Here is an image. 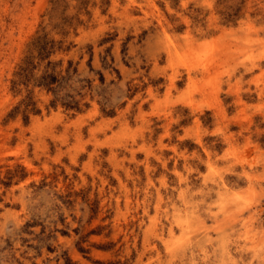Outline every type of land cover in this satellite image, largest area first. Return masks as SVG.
Returning a JSON list of instances; mask_svg holds the SVG:
<instances>
[{"label":"rangeland","instance_id":"rangeland-1","mask_svg":"<svg viewBox=\"0 0 264 264\" xmlns=\"http://www.w3.org/2000/svg\"><path fill=\"white\" fill-rule=\"evenodd\" d=\"M0 264H264V0H0Z\"/></svg>","mask_w":264,"mask_h":264},{"label":"trees","instance_id":"trees-1","mask_svg":"<svg viewBox=\"0 0 264 264\" xmlns=\"http://www.w3.org/2000/svg\"><path fill=\"white\" fill-rule=\"evenodd\" d=\"M34 49L38 51L37 55H30L25 61V64L21 66L19 75L25 79L30 80L34 75V70L39 66L40 62L44 60H48L43 70L42 74L37 78L39 85H43L48 90H52L55 94H58L61 88L63 87V82L67 81L70 77L68 74L70 72V68L72 67V61L69 62V66L66 70L57 68L58 62H54L50 59L51 55L54 52L56 47V43L54 40H49L46 35L39 36L34 42ZM37 56L39 62L35 63L34 59ZM62 62H60L61 64ZM65 71V73H64ZM77 71V68H75ZM62 103L67 108H76L77 110H81L80 101L76 100L73 95L67 94L66 97H62ZM57 97L53 100V103L56 104Z\"/></svg>","mask_w":264,"mask_h":264}]
</instances>
